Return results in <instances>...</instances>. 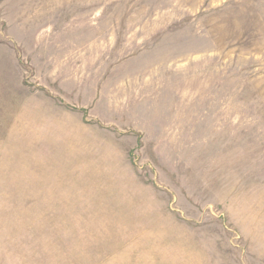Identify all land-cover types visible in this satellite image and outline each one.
<instances>
[{
    "label": "rangeland",
    "instance_id": "rangeland-1",
    "mask_svg": "<svg viewBox=\"0 0 264 264\" xmlns=\"http://www.w3.org/2000/svg\"><path fill=\"white\" fill-rule=\"evenodd\" d=\"M0 264H264V0H0Z\"/></svg>",
    "mask_w": 264,
    "mask_h": 264
}]
</instances>
